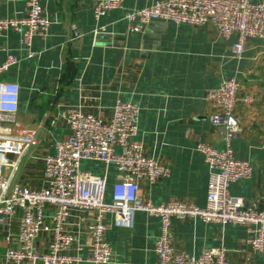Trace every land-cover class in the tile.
<instances>
[{"label":"crops","instance_id":"crops-1","mask_svg":"<svg viewBox=\"0 0 264 264\" xmlns=\"http://www.w3.org/2000/svg\"><path fill=\"white\" fill-rule=\"evenodd\" d=\"M154 1L124 0L120 8L95 19L94 0H41L51 24L33 35L31 56L17 32L8 29L1 33L0 62L8 54L18 59L0 76L20 86L13 131L36 133L35 144L22 156L11 180L44 186L42 157L53 151L55 140L71 134L62 114L66 107L78 106L108 119L117 100L132 101L140 106L135 139L143 144L148 156L170 170L169 176L152 183L140 179L138 195L155 204L178 200L204 206L208 170L197 143L202 139L217 148L224 147L209 121L213 109L204 94L221 80L234 79L240 84L234 108L240 131L232 146L238 158L251 163L253 173L231 183L228 192L264 209V39L246 38L244 51L236 58L232 50L235 36L225 40L209 25L153 20L142 31L131 32L124 14ZM25 3L0 0V17L24 15ZM72 25L81 33L74 39ZM245 95L250 101L243 100ZM43 120L46 125L41 127ZM80 168L105 176L104 201L110 202L117 178L115 165L83 159ZM90 219L91 212L75 210L64 226L83 246L82 257L88 255L85 226ZM105 223L104 237L113 249V258L107 264L154 263V243L160 232L157 217L136 211L132 227L121 228L107 213ZM170 230L174 245L187 252L223 246L231 264L246 259L264 264V254L254 253L247 244L246 224L171 218ZM47 241L45 234L40 235L38 247L44 250ZM6 246L0 226V264Z\"/></svg>","mask_w":264,"mask_h":264},{"label":"built area","instance_id":"built-area-1","mask_svg":"<svg viewBox=\"0 0 264 264\" xmlns=\"http://www.w3.org/2000/svg\"><path fill=\"white\" fill-rule=\"evenodd\" d=\"M124 0H94L95 19L111 9L120 8ZM22 16L0 17V35L4 30L17 32L20 42L32 55V37L51 24L44 14L41 0H26ZM131 32L142 31L153 20L209 25L228 40L235 36L234 56L244 51L246 38L264 39V0H156L148 6L134 8L124 14ZM81 35L71 26V39ZM18 59L6 55L0 62V76L9 71ZM20 86L0 77V226L7 246L3 264H70L87 261L107 264L113 258L111 244L105 239V214L121 228H130L136 211L155 216L160 232L154 243L153 264H231L223 246H204L198 253L177 248L171 238L170 220L199 218L204 222L246 224L249 248L264 254V209L232 196L228 186L239 179L249 178L253 167L248 160L238 158L232 140L240 131L234 108L239 100L240 84L223 79L205 91L204 99L212 107L208 118L224 143L217 148L199 140L196 146L208 170L206 203L204 206L168 200L155 204L138 195L139 180L157 181L169 176V168L145 153L135 139L138 131L140 106L132 101L117 100L108 119H102L78 106L66 107L62 114L71 134L55 140L53 151L42 157V187L14 182L11 178L25 152L36 142V133L18 134L13 131L19 105ZM245 102L250 96H243ZM46 118V116H45ZM46 120L41 122V127ZM83 159L113 163L117 178L111 187V201H104L106 178L83 171ZM10 188V190H9ZM9 190V192H8ZM91 212L85 226L89 238L88 255L82 257L83 246L77 236L64 226L73 211ZM48 237L45 249L38 247V238ZM73 250V253L70 251ZM240 264H254L246 259Z\"/></svg>","mask_w":264,"mask_h":264},{"label":"water","instance_id":"water-1","mask_svg":"<svg viewBox=\"0 0 264 264\" xmlns=\"http://www.w3.org/2000/svg\"><path fill=\"white\" fill-rule=\"evenodd\" d=\"M14 182H15V179H12L11 184H10V188L14 184ZM10 188H9V190H10ZM9 190H8V192H9Z\"/></svg>","mask_w":264,"mask_h":264}]
</instances>
